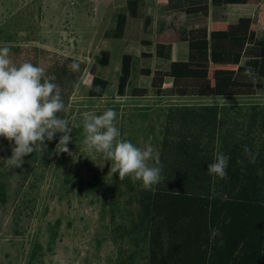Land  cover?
<instances>
[{
	"label": "trees",
	"instance_id": "trees-1",
	"mask_svg": "<svg viewBox=\"0 0 264 264\" xmlns=\"http://www.w3.org/2000/svg\"><path fill=\"white\" fill-rule=\"evenodd\" d=\"M182 25L159 29L155 42L142 37L153 20L145 14L144 0H127V11L117 15L115 35L145 46L155 45L157 57L170 60L167 69L142 68L150 86H133L131 95L146 96L150 89L161 96L165 82L180 97H254L264 90V0H169ZM258 6V17L241 16L228 22L210 6ZM188 42V58L172 60V44ZM17 56L21 47H12ZM152 52H141L152 57ZM77 60L79 71L69 65ZM135 56L124 53L117 94H127ZM110 52L102 49L98 63L107 66ZM55 75L61 96L68 98L81 78L86 62L67 56L41 65ZM252 69L254 83L244 75ZM108 80L94 76L88 94L102 97ZM99 89L97 91L96 89ZM67 91H64V90ZM67 92V93H66ZM223 153L229 157L227 176L209 175L208 165ZM164 179L151 189L122 182L128 192L123 207L111 202V224L118 258L115 264H264V103L206 102L171 104L165 112L158 150ZM1 174V173H0ZM78 187L82 185L77 175ZM102 175L88 183L96 189ZM9 188L0 178V218L6 212ZM178 191V192H177ZM117 207V209H116ZM119 212V213H118ZM120 214V219H117ZM212 229L219 235L212 236ZM39 244H37V248ZM37 256V249L31 257Z\"/></svg>",
	"mask_w": 264,
	"mask_h": 264
},
{
	"label": "rangeland",
	"instance_id": "rangeland-1",
	"mask_svg": "<svg viewBox=\"0 0 264 264\" xmlns=\"http://www.w3.org/2000/svg\"><path fill=\"white\" fill-rule=\"evenodd\" d=\"M144 1L145 7L155 12V22L143 30L142 37L155 39L159 29L169 32L181 27L182 22L173 18L175 11L169 0ZM231 5L241 16L258 17V6ZM235 8L224 11L235 13ZM126 11L127 0H0V48L11 50L13 65L30 62L41 67L67 56L86 62L79 86L68 98L62 97L67 111L57 114L72 128L68 144L72 155L54 152L62 135L57 133L53 141H45L47 150L25 156L23 165L17 167L5 162L12 155L14 141L0 137V178L10 189L6 212L0 218V264H115L119 253L112 232L111 202L123 207L128 192L110 172L114 161L90 151L85 144V111L101 115L114 109L119 139L140 148L151 145L158 154L165 112L171 104L264 103V90L245 98L180 97L171 90L159 96L153 89L143 97L131 95V87L150 83L151 78L140 68L168 67V61L157 56L135 59L127 94L119 96L122 56L134 47L128 40L130 23L122 37L115 35L117 15ZM259 27L264 34V22H259ZM12 47H21L19 56ZM102 49L110 52L107 66L98 63ZM94 76L108 80L104 97L88 94ZM148 163L155 166L154 160ZM95 173L102 175V182L91 189L88 183ZM78 174L83 178L80 188ZM133 182L143 187L141 180ZM35 249L37 256L32 258Z\"/></svg>",
	"mask_w": 264,
	"mask_h": 264
},
{
	"label": "clouds",
	"instance_id": "clouds-1",
	"mask_svg": "<svg viewBox=\"0 0 264 264\" xmlns=\"http://www.w3.org/2000/svg\"><path fill=\"white\" fill-rule=\"evenodd\" d=\"M10 51L8 47L0 48V137L14 141L12 155L5 162L21 167L25 156L47 150L45 141H53L57 133L62 135L54 152L72 155L68 148L72 141V128L66 119L57 115L66 112L67 107L60 86L54 83L55 75H45L43 68L30 62L13 65L9 59ZM69 68L79 71V62L73 60ZM244 75L254 83L258 79L250 68L245 70ZM96 90L99 91L98 88ZM116 120L117 113L111 108L101 115L85 111V144L90 151L103 153L105 159L114 161L110 172L118 173L120 180L125 177L133 181L141 180L146 189H151L164 179L162 167L148 163L154 160L155 165H160L159 155L151 145L140 148L130 141L119 139L121 133ZM228 162L227 155L218 154L215 162L208 165L209 175L225 179ZM211 231L213 237L219 235L218 229Z\"/></svg>",
	"mask_w": 264,
	"mask_h": 264
},
{
	"label": "crops",
	"instance_id": "crops-1",
	"mask_svg": "<svg viewBox=\"0 0 264 264\" xmlns=\"http://www.w3.org/2000/svg\"><path fill=\"white\" fill-rule=\"evenodd\" d=\"M182 1L183 2H186V0H182ZM226 5H228V6H226V8H228V7L235 8L231 4H226ZM235 5H240V4H235ZM244 5H248V4H244ZM221 6H224V5H221ZM250 6H253V5H250ZM217 7H220V6H213V5H211L210 6L211 12L222 15L223 18L225 20H227L228 22H233L235 19H237V18L239 19L241 17V13L236 8H235V11H236L235 13L229 14V13H226V11H224L226 8H224V9H218ZM145 14L146 15H151L153 17L152 23L155 22V19H154L155 12H153L150 8H146L145 7ZM247 16H249V15L247 14ZM152 23L147 27L148 29L151 28L150 26L152 25ZM145 29L146 28H143L144 31H145ZM157 32L155 34V39H151V38H148V39H151V40H153L155 42ZM128 40L131 41L129 38H128ZM131 42L134 44V45H131V46H134V47H130L129 48V51L128 52H125V53H132L135 56V59H137L139 57L140 58L142 57L141 56V52L142 51H145V52L149 51V52H152L153 54L155 53V49H154L155 45L154 44L152 46H145V45L141 44V42H137V41H131ZM147 47H149V48H147ZM134 49H137V50L135 51ZM153 56H156V55L154 54ZM171 57H172V60H186L188 58V42L187 41L174 42L172 44ZM167 61L170 64V60H167ZM169 64H168V67H169ZM142 68H146V67H142ZM142 68H140V72H141V69ZM167 68H165V69H167ZM154 69H161V68H153V70ZM168 82L169 83L165 82V84H164L165 91L171 90L170 89L171 84H172L171 83V80H168ZM149 85H150V83H149ZM149 85H146V86L149 87ZM89 86H90V84H89ZM129 87H130V85H129ZM104 96H105V94L102 97H104Z\"/></svg>",
	"mask_w": 264,
	"mask_h": 264
}]
</instances>
